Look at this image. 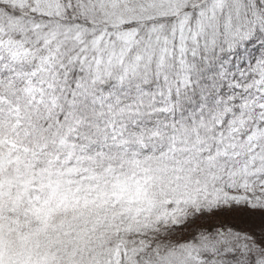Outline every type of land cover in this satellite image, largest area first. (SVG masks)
Returning a JSON list of instances; mask_svg holds the SVG:
<instances>
[{
	"label": "snow or ice",
	"instance_id": "obj_1",
	"mask_svg": "<svg viewBox=\"0 0 264 264\" xmlns=\"http://www.w3.org/2000/svg\"><path fill=\"white\" fill-rule=\"evenodd\" d=\"M0 264H264V0H0Z\"/></svg>",
	"mask_w": 264,
	"mask_h": 264
}]
</instances>
